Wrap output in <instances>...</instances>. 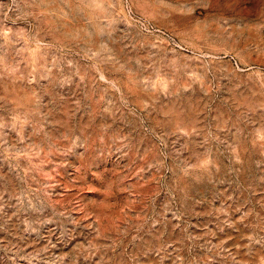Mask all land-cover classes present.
<instances>
[{"label": "rangeland", "instance_id": "374dc122", "mask_svg": "<svg viewBox=\"0 0 264 264\" xmlns=\"http://www.w3.org/2000/svg\"><path fill=\"white\" fill-rule=\"evenodd\" d=\"M0 264H264V0H0Z\"/></svg>", "mask_w": 264, "mask_h": 264}]
</instances>
